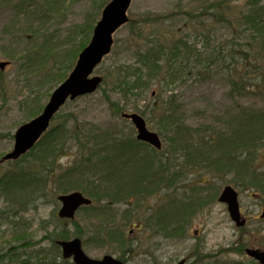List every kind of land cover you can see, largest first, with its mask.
<instances>
[{
	"label": "rangeland",
	"instance_id": "1",
	"mask_svg": "<svg viewBox=\"0 0 264 264\" xmlns=\"http://www.w3.org/2000/svg\"><path fill=\"white\" fill-rule=\"evenodd\" d=\"M49 1L0 0V61L10 62L0 68V84L5 85V92L0 98V158L11 150L16 128L35 116L30 112L33 106H41L39 113L49 92L59 83L48 84L47 74L71 71L67 70L68 47L80 40L78 31L73 33V29L78 25L81 27L88 19L98 18L104 0H52L51 5H47ZM212 1H131L128 14L133 22L148 13L176 14L170 20L165 19L159 25L151 26L149 31L161 34L162 38L172 35L175 40L181 39L191 47L192 53L184 52L180 57L185 65L183 72L168 84L155 80L151 87L143 88L141 93H130L126 98L121 90L113 88L112 77H108V82H101L94 92L66 100L55 112L48 128H54L56 124L60 126V132L55 135L58 136L56 147L61 152L49 179L48 190L51 191L40 197L41 203L37 207L19 210L10 221L1 217L2 212L13 211L16 204L22 202L16 198V182L12 187L0 184V252L10 253L5 256L4 264L15 263L11 255L16 258L37 257L41 247H51L49 238L51 235L55 237L54 233L66 239L79 237L84 252L91 258H100L106 253L115 257L121 255L129 264L170 263L181 258L189 264H215V261L254 264L250 258L236 251L235 246L262 243L264 239V217L259 216L264 206V123L247 121L250 113L264 112V76L259 75L258 78L252 74L245 83L251 86L249 90H242L239 84L233 85L229 69L237 68L234 64L241 59L238 55L234 59L235 54L229 52L234 49L244 55L251 52V48L257 49L264 41V28L257 33L248 22H241L248 10V0H232L229 6L222 9L223 18L205 12L200 14L198 8L202 2ZM253 1L264 4V0ZM180 7L200 12L199 17L193 19L192 27H182L186 20L179 11ZM131 34L128 24L117 29L110 53L97 64L93 74L103 79L108 72L120 66L126 69L129 63L138 60L136 41L132 40ZM219 47H223L226 53L223 64L221 61L208 63L207 57L215 54ZM194 53L201 55L198 57ZM207 65L211 66V73L205 68ZM200 70L202 73L197 74ZM156 98L174 101L173 104L166 102V106L176 110V123L182 125L176 129L177 132L153 108L159 100ZM113 103L124 105L122 111L140 114L145 111L142 115L148 128L160 135L163 147L158 156L171 158L172 170L166 179L159 181L158 189H153L155 177L150 180V175L145 174L147 167L143 165L144 161L138 158L150 148L137 142L133 123L116 115L111 106ZM167 112L169 110L164 115ZM187 131L190 136L185 135ZM175 134L177 138L186 136L192 141L182 147L175 144L174 148L172 140L176 139ZM215 138L220 141L214 142L212 139ZM116 140H124L126 149L123 145V153L128 157L126 163L130 162L122 170L113 167L101 168L97 172L94 167L97 159L94 161L90 155L84 162L78 155L82 144L86 148L106 143L119 147L114 143ZM245 141L247 144L243 145ZM129 142L137 149H132ZM191 149L197 150L198 154ZM133 150L137 156L133 155L130 159ZM111 152L116 154L115 150ZM37 155L38 152L26 159L36 164ZM125 155L121 156L123 164ZM235 155L240 157L237 161H243H232L230 167L226 166ZM48 157H44L46 166ZM214 158L222 160L223 165L216 167L212 161ZM123 164L120 158L114 161L116 166L123 167ZM77 166L84 167L80 175L73 169ZM8 170L15 171L14 163L4 161L0 164L2 179ZM177 170L179 174H176ZM96 172L105 186L112 190L119 187L115 196H111V188H100L97 182L89 181L90 190L84 191L80 187L86 185V178L96 176ZM148 183V194L142 196L144 192L140 188ZM225 184L233 185L239 193L242 214L248 217L244 227L235 226L225 204L217 201ZM75 185L80 188L75 189ZM71 190H81L92 199V205L81 206L70 219L58 220L54 215L60 206L57 196ZM108 192L109 197L103 194ZM137 193L143 198L138 199ZM168 198L180 199L182 209L177 219L186 216L183 212L194 210L187 216L185 233H182V228H157L152 223L146 226V219L152 210L157 208L158 203L167 202ZM108 202L109 206L106 205ZM136 222L142 224L141 228L134 229V235L129 234L130 225ZM121 230L130 238L124 245L114 237ZM57 251L60 254V249L51 253Z\"/></svg>",
	"mask_w": 264,
	"mask_h": 264
},
{
	"label": "trees",
	"instance_id": "2",
	"mask_svg": "<svg viewBox=\"0 0 264 264\" xmlns=\"http://www.w3.org/2000/svg\"><path fill=\"white\" fill-rule=\"evenodd\" d=\"M51 1L47 2L46 4L51 5ZM107 1L108 0H104L100 7L103 8V6L105 5L104 2H107ZM231 1L232 0H213L210 3L202 2L200 7L198 8V10L201 13L193 9L192 10L184 9L180 7L179 11L185 17L184 20H186V22H184L182 27H185L186 25L188 27H192L194 25L193 19H195L196 17H199L198 13L203 15V13L205 12V13H210V15L214 14V15H218V17L223 18L224 15H222V12H223L222 9H225L227 6H229ZM179 6H181V2ZM247 9L248 10L246 14L242 16L241 22L243 21L244 23L248 22L249 24L248 23L247 24L249 25V27L250 28L252 27L253 31L258 33V31L264 28V4L260 3L259 1L248 0ZM174 16H176V14L174 13H170V14L148 13V14L141 15L140 18L135 22L131 21L129 18L126 25L128 24L130 26L131 33H132L131 35L133 36V39L132 37L131 39L136 41L135 51H136L138 60L136 62L129 63V65L125 67L126 69H124L123 66H120L118 67V69H114L112 72H108L107 74L103 76L102 82H108L107 80L108 77L110 78L112 77L113 88L117 90H121L123 92L124 97L126 98V95H129L130 93L134 94V92H137V91L141 93L143 91V88L147 89L151 87L152 84H154L155 80H159V82L164 81L165 84H168L176 78L178 73L183 72L185 65L183 64V61L180 60V57H183L184 52L192 53L191 47L185 42L183 41L181 42V39L175 40L172 35L168 38H162L161 34L160 35L154 34V33L151 34L149 31V28L151 26L159 25L160 22L164 21L165 19L170 20ZM97 19L98 18L96 17L92 21L88 19L86 20V22H84V24L81 27H79L78 25L77 28L73 29V33H77L78 31L80 40L78 42H74V44L68 47L67 70H70L73 67L76 61L75 59L76 56L91 38L90 35L92 33L95 21ZM151 35L152 37H150ZM249 50L251 52H249L248 54L245 53L244 55L237 53L236 52L237 50H234V49L232 50V52H229L231 54H235L234 59L237 55L241 59L240 62H237V64H234V66H236L237 68L232 67L231 69H229V77H230V81L232 82V84L241 85L242 90H247V89L249 90V88L251 87L250 85L247 86L245 83H246V80H249V77L252 74L257 75L258 78H259V75L264 76V41L260 42V45L257 46V49L251 48ZM194 54H196L198 57H200L201 55L198 53H194ZM224 54L226 53L223 50V47H219L215 51V54L207 57L208 63L216 62V61L222 62ZM205 68L208 69V71L211 73L212 70H211L210 65L205 66ZM201 73H202L201 70L197 71V74H201ZM67 74L68 73L66 71H62L61 73L56 72V74L54 73V75L50 73V74H47L48 78L46 79V81L48 80L49 82L48 84L52 85V82L54 81L60 82L61 80H63ZM51 87L52 86H50L49 89ZM3 92H5V85L0 84V98L3 97L2 95ZM156 99H159V100H157L156 104L153 105V108L157 110L158 116H161L162 120L168 121L171 124V127H174L175 131L176 129L181 128L182 125H179L176 123V121H178L176 110L175 109L170 110L168 106H166V102L167 104H173L174 101H168L165 99L162 100L160 98H156ZM111 106H112L113 112L116 115H120L122 108L125 107L124 105L122 106V105H119L118 103H113V105L111 104ZM40 108L41 106H38V104L34 105L30 111L31 115L36 114ZM135 110L139 111L138 109H135ZM167 110H169V112H167V114L164 115V113ZM144 113L145 111L142 110V114ZM249 117L250 118H247V121L249 122L256 120V121H261V124L264 123V112L255 113V114L250 113ZM59 127L60 126L56 124L54 128L48 129L45 132V134L41 136L39 141H37V143L32 149L27 151L21 157L12 161V163H14L15 171L8 170L4 173V176L2 175L4 179L3 181L4 183L1 182V180L3 179L2 177H0V184L2 185V187H5V186L12 187L14 186L16 182V192H17L16 198H17V201L20 200V202H22V204L17 202L18 205L16 204L15 206L16 208H14L13 211L12 210H7L6 212L3 211L1 217H4L5 219H9L10 221H12V217L15 216L19 210H27L31 206L37 207V205L41 203L40 197L42 195L46 196V194H48L49 191H51L50 189L48 190L49 179L53 175L54 170L52 168L56 164L58 157L60 155L59 153L61 152L59 150V147H56L57 146L56 141H57L58 136L57 134L55 135L56 132H60ZM75 131H77V129H75ZM185 135L190 136L191 133L187 131ZM176 136L178 135L175 134L176 139L174 138L175 140H172L173 146H175L176 144V146L182 147L183 145L190 144V142L192 141L191 139H187L186 136L182 139H180V137L177 138ZM212 140L214 142L220 141L217 138L212 139ZM114 143L119 144V147H117L116 145L114 146L108 145V143H106L104 144V146L96 147L93 145L92 147L86 148V146H84L81 143L83 146L79 145L80 148L78 150V155L83 158L84 162L86 161L87 156H90V155L93 156L92 158L94 161L97 159V161L94 163V167L97 168V172L101 168H111L112 169L113 167L122 170L128 163L130 164V162L126 163V160L128 157H126L125 153H123L124 150L122 146L124 145V140L123 141L116 140ZM141 144L142 145L144 144L148 148H150V151L148 152L145 151L144 154L141 156L138 155L139 156L138 158L144 161L143 165L147 167L145 170V174L150 175V180H151V177H155V180L153 181L154 182L153 189L154 188L158 189L159 183H160L159 181L162 179H166V177L169 176L168 172L172 170L171 169L172 168L171 158L170 159L160 158L158 156L160 150L149 147L148 144L146 143H141ZM245 144H247V141H245L243 145ZM128 145L132 149H137V148H134V146L132 147L130 142ZM176 146L174 148H176ZM124 148H125V145H124ZM113 150H115L116 154L111 152ZM191 151L196 152V153L198 152L197 150L193 151L192 149ZM36 152H38V155L35 158L37 160L36 164L31 163V161L26 159L27 157L34 156ZM122 154L125 155V159H124L125 164H123V160L121 159ZM130 154H131L129 155L130 159H132L133 155L137 156L134 150L131 151ZM190 154H188L187 156H189ZM46 155H49L48 157L49 161L47 163V166L45 162L46 159L44 158L46 157ZM117 158H120V163L123 164V167L114 165V161ZM237 158H240V157L238 155H235L234 157H232L230 160H228L226 166L230 167V163L232 161H236V162L243 161L242 159L240 161H237ZM242 158H243V154H242ZM212 161H214L213 163L216 165V167H220V165H223L224 163L222 162V160L221 161L215 160V158L212 159ZM132 165H136L138 167L143 166L138 163H133ZM73 169H75L76 172H79L78 175H80L84 167L82 168L81 166L79 167L77 166V167H73ZM104 170H109V169H104ZM97 172H96V176H91L89 178L85 177L86 185L84 186L79 185L82 189H84V191H86V189L90 190L89 188L91 185L89 181H92L93 183L97 182L100 188L104 187L105 190H108L107 188L109 189L111 188L109 186H105V184L103 183V180H101V178L98 177ZM142 173L143 171L141 172V174ZM179 173L180 171L177 170L176 174H179ZM149 184L150 183H148L145 187L140 188L144 192L142 196L148 194V187L150 186ZM80 187L76 186L75 189H78ZM118 188H114L113 190L112 188L110 189L111 196L113 195L115 196L118 193ZM135 188L133 189L134 191H135ZM103 194L109 197L108 196L109 192L106 194L105 193ZM52 195L54 197L55 193L52 192ZM136 195L137 197H140L138 199L143 198L142 196H139L138 193ZM175 196H177V194ZM30 203H32V205H29ZM197 203L195 204L196 208H198ZM91 205H89L88 207H90ZM106 205L109 206L110 205L109 202ZM156 207L157 208L152 210L153 212L151 211L152 213L150 217L146 219V226L147 225L150 226L152 223V224H156L157 228L158 227L161 228L163 226H170L176 229L182 228L183 229L182 233L186 232L187 228L185 227L186 225L185 223L188 221L187 216H190V213L193 212L194 210L189 209V211L183 212V214H185L186 216L184 218L177 219V215L181 214L180 211L182 209L180 206V199L172 200L171 198H168L167 202H164V204H160V205L158 203ZM54 215L56 214L54 213ZM57 219L60 220L61 218L60 219L57 218ZM140 228H141V225H140ZM121 231L116 233V236L114 237H116V240L121 241L122 244L124 245L125 244L124 242L126 240H129L130 238L127 235V233H125L126 234L125 236L124 232L123 231L121 232ZM171 233H172V230H171ZM54 234H55V237L51 235L49 238L51 247L49 249H47L46 247H41V249L38 250L37 257L35 258H30V257L29 258H20V257L16 258L15 255H11V257L13 258V261L15 260L14 264H74L70 260L62 258L58 251L51 253L52 251L59 249L58 245L55 244L56 239H61V238L66 239L65 236L57 237L56 235L57 233H54ZM235 247H236V251L243 254L244 243L242 244L240 243L236 245ZM9 254H10L9 252H0V264L1 263L4 264V261L6 258L5 256ZM197 254L200 255L199 252ZM118 258L126 262L123 256L119 255ZM215 262H216L215 264H223L218 261H215Z\"/></svg>",
	"mask_w": 264,
	"mask_h": 264
},
{
	"label": "water",
	"instance_id": "3",
	"mask_svg": "<svg viewBox=\"0 0 264 264\" xmlns=\"http://www.w3.org/2000/svg\"><path fill=\"white\" fill-rule=\"evenodd\" d=\"M131 0H109L101 10L100 18L96 21L93 28L90 41L85 45L76 57V62L71 72L65 79L59 83L51 95L43 110L33 119L19 125L15 130L12 150L5 153L0 159L14 160L30 149L40 136L45 132L54 113L64 104L66 99L76 98V96L94 92L102 81L101 76L91 75L97 64L111 51L113 44V34L119 27L128 20L126 14ZM8 64L7 61H0V68L3 69ZM122 116L129 118L136 127L137 138L144 140L156 148H161L159 136L156 132L149 131L146 127V121L137 112H123ZM61 201L59 216L71 218L75 210L82 204H90L91 199L85 197L79 191H71L67 194H59ZM218 201L227 204L228 215L236 226H244L245 217L240 213V204H238V193L231 185H225L220 192ZM264 216V209L262 212ZM56 244L61 247V253L64 258H71L75 264H128L110 254H105L101 258H91L82 249V243L78 237L69 240H57ZM246 252L258 259L259 264H264V250L258 248H246ZM150 264V263H149ZM155 264H186V260H178L176 263L159 262Z\"/></svg>",
	"mask_w": 264,
	"mask_h": 264
},
{
	"label": "flooded vegetation",
	"instance_id": "4",
	"mask_svg": "<svg viewBox=\"0 0 264 264\" xmlns=\"http://www.w3.org/2000/svg\"><path fill=\"white\" fill-rule=\"evenodd\" d=\"M259 216H261V217H264V216H262V215H259ZM248 221V217L246 216V221H245V223ZM139 228V224H137V225H135V228L134 227H132L130 230V232H133V230L135 229H138ZM264 239L262 240V243H256V244H246L245 243V245H244V251H245V257H248V258H250V260H252V263H254V264H259V262H258V260H256L254 257H252V256H250L247 252H246V248H252V249H256V248H258V249H260V250H264ZM189 264V263H188Z\"/></svg>",
	"mask_w": 264,
	"mask_h": 264
}]
</instances>
